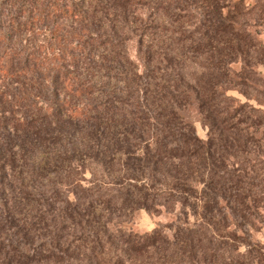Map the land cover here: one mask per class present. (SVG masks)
Segmentation results:
<instances>
[{
  "label": "trees",
  "instance_id": "16d2710c",
  "mask_svg": "<svg viewBox=\"0 0 264 264\" xmlns=\"http://www.w3.org/2000/svg\"><path fill=\"white\" fill-rule=\"evenodd\" d=\"M130 1L0 0V264H252L207 235L227 219L249 234L264 216L253 190L264 175L256 182L248 167L226 162L248 154L249 141L225 139L220 128L204 140L180 109L193 92L215 126L239 131L248 120L218 96L232 83L231 65L243 61L248 78L259 63L251 51L264 46L235 18L224 21V0H212L200 26L208 38L232 34L231 50L203 41L191 48L184 33L181 60L147 29L137 32ZM178 13L186 12L166 14ZM132 36L139 62L129 54ZM88 163L102 178L77 185ZM200 170L208 176H195ZM176 203L205 222L177 225L173 237L163 225L145 233L121 225L137 207Z\"/></svg>",
  "mask_w": 264,
  "mask_h": 264
},
{
  "label": "rangeland",
  "instance_id": "374dc122",
  "mask_svg": "<svg viewBox=\"0 0 264 264\" xmlns=\"http://www.w3.org/2000/svg\"><path fill=\"white\" fill-rule=\"evenodd\" d=\"M158 1V3H157ZM131 0L129 4V16L131 18L132 25L138 28L137 32H141L147 29L144 34L150 39H154L157 46L161 50L169 49L172 54L179 58V52L185 50L181 47L182 40H179L180 36L184 33L191 35L189 42H186L191 48H197L199 44H217L220 52L227 53L231 50L230 40L232 34L226 32L211 33V37L208 38L205 35V28L200 26L201 14L213 13L211 5L212 0ZM225 7H222L219 11L224 17L223 19L229 20L235 18L238 21L239 28L250 34L256 41L261 42L264 46V0H224ZM224 4V3H223ZM211 6V7H210ZM181 10L177 16L169 21L167 14L169 11ZM174 25L175 33L168 30L171 27L169 23ZM179 29L182 32H179ZM191 32V33H190ZM219 42V43H217ZM129 54L133 60L139 62L138 55V41L136 36H132L128 40ZM249 50V49H248ZM251 55H254L252 62L259 63L253 66L248 73V78L245 74V63L239 59L231 65L230 76L232 83L225 88H221L219 93V100L228 106L230 109H237V117H243L248 120V123H243L239 127V131H235L230 125L215 126L209 115L205 117L199 103L193 92L188 97H181L183 105L180 109V113L190 123L194 124L197 134L204 140H207L211 133L219 131V128L223 130V137L225 139H234V135L239 138L248 139L250 152L244 154L239 152V155L231 157L226 162L229 165L239 164L238 167H248L252 177L259 178L261 180L264 175V49L252 50ZM181 59V58H179ZM182 60V59H181ZM252 64V63H251ZM245 78V79H244ZM244 113V114H243ZM247 115V117H246ZM236 117V118H237ZM242 118V117H241ZM219 125V124H218ZM233 135V136H232ZM232 136V137H231ZM239 141V140H237ZM218 159V158H217ZM176 163L177 161L174 160ZM182 168V167H181ZM182 169L185 170L183 167ZM93 173L96 176L101 177L102 172L98 170V167L94 164L88 163L86 168L81 170L80 174L75 178L78 184L88 186L94 178ZM208 171L195 176H208ZM106 176L103 179L106 180ZM67 186V187H66ZM195 186L201 189L202 182H195ZM77 189H80L78 187ZM66 193L70 198L74 199L75 194L72 188L65 185ZM253 190L255 191L258 203L255 204V208L260 209L264 213V206H258L264 201V183L262 186L255 187L253 184ZM226 204L225 202H222ZM253 226L249 227V234L245 233L241 227L235 224V221L227 219L223 221L222 227L212 228L209 226L207 235H213L217 237L221 242L225 241L226 245H223L226 249H236L241 255V259L252 264H264V216L260 219H253ZM121 225L126 228H133L134 231L145 233L153 230L159 225H163L165 232L168 236L173 237L176 232L177 225H187L189 227L198 228L201 223L205 221L199 216L195 215L188 209L187 213L183 211L180 204L173 205H158L153 210H147L145 208H136L122 216L120 219ZM206 224V223H205ZM206 232V229H203ZM223 232V233H222ZM222 234H232L238 236L240 243L237 242V246L234 241L229 238H224ZM247 243L257 244V249L261 250V253L254 252L250 254L248 252L249 247L245 245ZM259 256L255 258L254 256Z\"/></svg>",
  "mask_w": 264,
  "mask_h": 264
}]
</instances>
